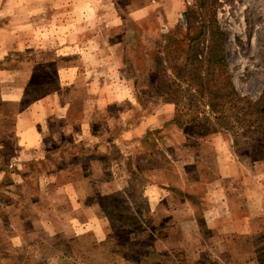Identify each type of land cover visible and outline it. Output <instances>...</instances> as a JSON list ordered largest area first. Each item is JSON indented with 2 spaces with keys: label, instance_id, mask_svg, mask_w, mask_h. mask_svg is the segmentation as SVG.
I'll return each mask as SVG.
<instances>
[{
  "label": "rangeland",
  "instance_id": "rangeland-1",
  "mask_svg": "<svg viewBox=\"0 0 264 264\" xmlns=\"http://www.w3.org/2000/svg\"><path fill=\"white\" fill-rule=\"evenodd\" d=\"M217 44L238 96L199 63L164 95ZM88 156L120 190L66 189ZM97 202L100 238L61 234ZM0 264H264V0H0Z\"/></svg>",
  "mask_w": 264,
  "mask_h": 264
},
{
  "label": "crops",
  "instance_id": "crops-1",
  "mask_svg": "<svg viewBox=\"0 0 264 264\" xmlns=\"http://www.w3.org/2000/svg\"><path fill=\"white\" fill-rule=\"evenodd\" d=\"M145 123H142L141 125H143ZM134 138L136 137L135 136V129H134ZM130 135V134H129ZM128 135V137H129ZM16 136H18V147H19V152H18V156H17V161L19 160H26L25 158H28L27 160H40V159H37V158H41L39 157V155L37 154V152H35V150H37L39 147L38 144H40V135L38 134V132L36 130L34 131H29L27 134H19V133H16ZM131 136V135H130ZM123 138H126V137H123ZM131 144H128L129 146H124V148H131ZM135 144V143H133ZM87 148V147H85ZM84 161L83 162H87L88 163V166H91L93 169H94V173H91L89 172V174H83L81 173L82 175H78L77 176V179H73V174H69L70 172H66L64 174V178L69 181L68 182V186L66 187V189H70L72 191H75L73 192L74 193V196H81L82 198H91V197H94V196H97V195H101L102 192H104V194H107V193H112V192H116L118 190H120L119 188H114L115 186V182L116 181H119V179L117 180V176H114L113 178H107V174H105V170L107 168V165H105L104 161L102 158H91L90 156L88 157H84L83 159ZM21 164H18L16 166V171H13V172H10L9 173V178L10 180L13 182L14 186L16 187V189L22 194V197L26 198V200L28 199H31L34 195H28L26 194L24 191L22 192L21 190H24L25 188V185L27 184L26 181L27 179L24 178V176H20V173H19V168ZM24 165V164H22ZM81 165V164H80ZM87 165V164H86ZM76 168H80L78 166V164H76ZM83 165H81L82 167ZM223 170L225 171V169L223 168ZM60 171V170H59ZM73 173V172H72ZM90 174H93V176H91ZM220 176H222V178L225 176V175H222L221 173H219ZM59 176H62V175H59ZM54 178H57V175H54ZM60 178V177H59ZM78 178H82V182L83 183H86L88 185V191H87V195L82 191L81 193H79V191H77L78 189V185H75V184H79V181H78ZM52 180L53 179V176L50 175L48 177V180ZM116 179V181H115ZM101 181V187L102 189L98 188L96 191L94 190L93 188V181ZM29 181V179H28ZM56 190V188H55ZM79 198V197H77ZM28 200L25 202L27 203ZM30 203H31V200H30ZM33 203V202H32ZM72 205V204H71ZM90 205H93V204H90ZM90 205H83L84 208L87 210H79L77 209L76 211H74L72 208H75V207H72L71 209L67 210V213H70V214H75V212H81V213H84V216L81 217V221L80 222H69V223H65V227H63L61 229V234L64 235L65 237L67 238H74L76 236H83L87 233H90L92 234L93 236H95L96 238H100L103 234V228H102V225H101V222H100V217H99V214H100V210H99V203L97 202L96 206H97V210L93 211L91 210V207ZM55 212V211H53ZM96 213V216H91V214L93 213ZM86 213H88L89 215L86 217ZM53 219V218H52ZM71 221V220H70ZM32 225L34 226V223H32ZM48 229L47 231L48 232H52V228L50 225H47ZM56 233L57 231L55 232L54 231V234L56 236ZM56 238V237H54ZM20 239H21V234H20V230H15L14 232H10V240L12 242L13 245H17L18 243H20ZM48 240L49 242L51 243V239L48 237ZM99 240V239H98Z\"/></svg>",
  "mask_w": 264,
  "mask_h": 264
},
{
  "label": "trees",
  "instance_id": "trees-1",
  "mask_svg": "<svg viewBox=\"0 0 264 264\" xmlns=\"http://www.w3.org/2000/svg\"><path fill=\"white\" fill-rule=\"evenodd\" d=\"M187 24H188L187 29H189L190 23L188 22ZM189 39L190 41H194L196 39V36L190 37ZM172 58L168 59V61L173 60ZM180 58L182 59L181 65L179 67L172 66L171 72H172L173 80L169 84H166L165 81L163 80V76L161 75V68L157 69L160 83L161 82L165 83L164 89H166V91L164 90V95L169 94L167 92H169L172 86L173 87L179 86L181 82H184L186 80V77L184 75V73L187 72L188 70L186 65L193 66L194 63H199L200 66H205V68L208 69V73L210 75V78H209L210 81H212L213 84L214 85L216 84L218 87V90L216 92H220L221 95H224V93L220 91L219 89L221 87L223 89H227L228 93H230L231 95L238 96L236 92L234 91L233 86L230 82L227 64L224 58V48L222 47L221 44H217L215 46L214 51H212L209 57H204L199 54H196L195 56H193L194 62H192V65L190 63H187L190 57L187 56L186 50L183 48H181V51H180ZM200 79L202 80V78ZM188 83H191V82H188ZM192 90H194L193 87H192ZM176 96L177 95L175 94L174 98H177ZM172 103L175 105L176 108H178V104L175 101H173ZM188 120H190V122H194L196 118H191ZM177 124L181 125L182 123L177 120Z\"/></svg>",
  "mask_w": 264,
  "mask_h": 264
}]
</instances>
